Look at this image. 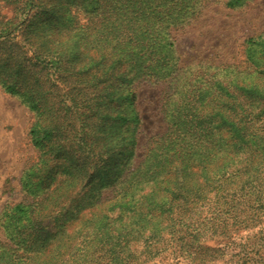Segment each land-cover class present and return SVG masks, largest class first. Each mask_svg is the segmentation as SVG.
Returning <instances> with one entry per match:
<instances>
[{
    "label": "trees",
    "instance_id": "obj_1",
    "mask_svg": "<svg viewBox=\"0 0 264 264\" xmlns=\"http://www.w3.org/2000/svg\"><path fill=\"white\" fill-rule=\"evenodd\" d=\"M197 1L0 0L11 13L0 11V32L15 27L23 15L20 35L37 61L54 65L65 87L56 96L59 102L49 106L50 90H41L36 78L25 81L18 66L0 68L1 87L37 115L29 134L39 159L22 189L32 191L36 182L46 187L37 202L4 207L0 264L259 260L261 249L249 248L246 234L229 240L237 246L231 254L205 240L228 224L227 217L237 216V199L238 212L244 213L238 229L261 226L264 66L256 72L260 86L251 88L232 86L225 75L210 80L194 72L179 75L166 30L186 12L193 14ZM222 1L234 7L242 0ZM65 12L66 29L46 32ZM77 12L87 22L78 23ZM244 44L245 60L254 64L253 47L261 43L251 36ZM71 58L75 65L67 62ZM160 80L168 82L161 106L166 128L139 145L134 85ZM225 162L232 166L230 174L220 172ZM103 190L112 195L102 197ZM257 199L253 213L248 209ZM211 215L215 223L205 227ZM157 216L165 222L163 233L146 236L145 225Z\"/></svg>",
    "mask_w": 264,
    "mask_h": 264
},
{
    "label": "rangeland",
    "instance_id": "obj_2",
    "mask_svg": "<svg viewBox=\"0 0 264 264\" xmlns=\"http://www.w3.org/2000/svg\"><path fill=\"white\" fill-rule=\"evenodd\" d=\"M0 11L7 17L11 16L7 7L0 6ZM193 12V14L186 12L181 16L180 22L170 25L166 30L169 41L173 43L170 56L172 60H175L178 68H181L178 74L185 76L194 72L198 79L202 77L201 79L207 80H210L213 74L225 75L230 78L232 86L259 87L261 78L256 75V72L264 66V0H242L234 7H226L222 0H199ZM67 17L66 12L58 14V17L46 27V32L53 33L58 28L66 29L69 24ZM76 17L80 24L87 22L88 19L81 12H77ZM24 18L19 14L15 27L0 32V68L18 66L21 69V75H25V81L36 78L42 84L41 90L44 88L50 90L47 104L52 106L59 102L60 98L56 96H59L61 88L65 87L63 83H60L54 65L46 66L45 63H40L33 57L32 46L20 35L22 28L20 23ZM251 36L261 43L253 47L256 50L251 56L254 64L246 61L244 56V40ZM76 39L73 37L72 40ZM50 42L48 45L54 44L53 40ZM92 52L89 53L93 54ZM67 62L72 65L76 63L72 58ZM53 82L57 84L58 93H56V86H52ZM167 86L168 82L164 80L140 81L134 85L135 106L141 118L139 145L146 144L151 136L163 132L166 128L161 106ZM33 89L37 90V87L34 86ZM36 117L35 111L22 101L21 97L10 94L0 85V216L5 206H12L19 202L25 204L37 202L42 198L39 194L46 190L45 185H41L40 182L31 185L32 191L29 188L22 189L26 177L32 172L29 168L39 159V152L34 148L29 134ZM139 149L140 154L143 148L139 147ZM221 168L220 172L223 174H230L232 171V166L228 162L223 163ZM111 195L110 190L102 191V197ZM257 202L258 199L254 200L248 210L255 213L258 208ZM236 203L237 216L227 217L225 221L228 224L225 227H216L215 235L206 239L205 243L211 247H222L220 253L227 250L231 254L237 250V246L232 243L233 247L236 246V249L233 248L228 244L229 240L235 239V235L245 236L246 234L249 236V248L255 245L256 249H261L256 264H264L262 252L264 251V207H260V212L263 214V217L259 216L262 218L261 226L243 230L238 229V224L244 223L242 221L244 213L238 212L242 210L240 199H237ZM214 223V215H211L205 227H210ZM164 226L162 217H152L145 225L146 236L158 237L163 233L161 229ZM210 232L211 229L208 228L204 236ZM139 243L143 242L140 240L136 243L138 250L141 249ZM116 260L118 259L114 258V261L118 263Z\"/></svg>",
    "mask_w": 264,
    "mask_h": 264
}]
</instances>
